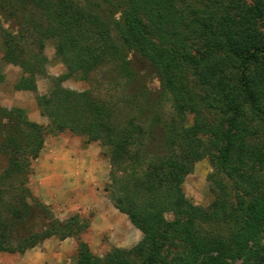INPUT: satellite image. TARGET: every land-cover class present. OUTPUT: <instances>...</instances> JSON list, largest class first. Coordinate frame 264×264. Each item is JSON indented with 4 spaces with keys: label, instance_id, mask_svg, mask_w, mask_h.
Returning a JSON list of instances; mask_svg holds the SVG:
<instances>
[{
    "label": "trees",
    "instance_id": "trees-1",
    "mask_svg": "<svg viewBox=\"0 0 264 264\" xmlns=\"http://www.w3.org/2000/svg\"><path fill=\"white\" fill-rule=\"evenodd\" d=\"M88 1L86 11L73 0H0V17L10 22L0 24L2 59L23 73L15 89L37 91L36 76L47 77L43 39L54 38L67 74L38 99L40 113L53 133L69 131L109 149L110 200L143 235L102 259L79 241L80 264H264V143L248 141L264 134V0ZM136 60L158 76L171 121L153 113L143 125L120 123L109 103L62 88L75 73L109 61L134 82ZM228 60L238 63L236 78ZM186 112L194 116L190 125ZM44 132L24 111L0 108V253L23 254L83 230L79 216L61 222L28 188L9 183L27 174L20 156L38 158ZM149 143L161 144L163 153L148 155ZM205 158L234 182L235 193L217 176L211 205L194 208L183 184ZM220 222L226 237L206 228Z\"/></svg>",
    "mask_w": 264,
    "mask_h": 264
},
{
    "label": "rangeland",
    "instance_id": "rangeland-1",
    "mask_svg": "<svg viewBox=\"0 0 264 264\" xmlns=\"http://www.w3.org/2000/svg\"><path fill=\"white\" fill-rule=\"evenodd\" d=\"M73 1L86 11L90 6L88 0ZM254 1L247 0V4L253 5ZM34 7L31 5L28 9L32 11ZM38 17L36 14V18ZM0 24L7 26L10 22L0 17ZM260 25L264 31V17ZM145 26L150 33V28L147 24ZM26 42V46L34 50L30 46L32 41ZM43 43L47 77L36 76V92L15 89V84L23 74L22 70L19 66L4 61L0 51V68L5 78L0 83V108L22 110L30 125L45 129V143L38 158L28 160L20 156V164L29 167L27 174L15 177L9 183L12 189H21L24 186L28 188L33 197L48 206L53 216L61 222L79 216L83 230L77 236L64 240H45L23 254L0 253V264H80L84 253L79 248V241L94 256L102 259L114 248L131 249L143 237L128 216L120 213L110 200L107 191L112 171L109 149L97 142L87 143L85 137L76 136L69 131L53 133L49 129V121L41 115L38 99L47 96L53 89L52 79H59L67 74L66 66L56 54V40L45 38ZM1 48L0 41V50ZM228 62L232 75L236 78L238 63L233 60ZM133 66L139 74V79L134 82H128L116 64L109 61L92 72L81 70L61 85L66 90L80 94L91 93L109 103L113 106V117L120 123L134 119L139 125H143L148 115L153 113L163 117V122L171 121L175 113L171 103L161 98L162 89L158 76L140 60H136ZM205 117L210 120L209 116ZM193 118L190 112L184 113L187 125H190ZM248 141L264 143V134L253 133ZM161 146L159 143H149L148 155L162 154ZM0 164H4L2 155ZM216 172L210 159L205 158L196 163L193 171L185 178L183 192L194 208L207 209L213 202L215 194L211 190L219 177L223 179ZM223 182L229 184L232 188L231 194L234 195V182L226 179ZM166 217L172 219L170 215ZM206 228L209 233L220 237H226L229 231L223 222L208 225ZM236 264H243V261Z\"/></svg>",
    "mask_w": 264,
    "mask_h": 264
}]
</instances>
